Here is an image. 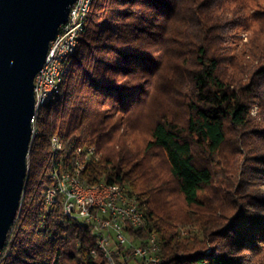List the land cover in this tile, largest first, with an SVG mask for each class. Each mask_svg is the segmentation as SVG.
Wrapping results in <instances>:
<instances>
[{
    "label": "trees",
    "instance_id": "obj_1",
    "mask_svg": "<svg viewBox=\"0 0 264 264\" xmlns=\"http://www.w3.org/2000/svg\"><path fill=\"white\" fill-rule=\"evenodd\" d=\"M211 3L93 0L76 51L64 64L61 93L36 117L38 133L28 150L19 211L0 250V264L107 263L97 249L95 233L81 220L64 216L61 204L46 210L43 198L54 183L51 172L72 171L81 160L77 150L88 146L101 156L85 164L82 180L87 185L104 181L125 186L136 195L145 227L134 234L141 238L156 234L169 264H264V219L238 210L225 214L230 203L238 207L235 200L223 204L232 185H214L211 163L230 129L238 134L246 129L248 107L244 89L231 87L221 70L216 45L220 38L213 39L219 26L207 16L198 17ZM180 22L191 29L185 30L187 35L180 33L179 43H190L194 54L187 75L189 91L183 97L186 118L179 123L159 117L146 143V152L159 150L167 163L166 179L157 169L144 168L141 151L124 140L125 115L149 93L161 68L159 55L167 41L179 35ZM171 43V49H178ZM53 135L60 139V149L52 147ZM169 183L192 209L189 221L198 226L199 235L184 237L185 241L177 228L185 219L157 199ZM218 208L222 210L214 215ZM118 252L111 253L115 264H131Z\"/></svg>",
    "mask_w": 264,
    "mask_h": 264
},
{
    "label": "rangeland",
    "instance_id": "obj_2",
    "mask_svg": "<svg viewBox=\"0 0 264 264\" xmlns=\"http://www.w3.org/2000/svg\"><path fill=\"white\" fill-rule=\"evenodd\" d=\"M205 9L203 15L200 12L198 17L207 16L211 23L219 26L213 39L215 41L220 38L216 45L221 51L218 54L222 61L221 70L231 87L244 89L242 91L248 107L246 129L241 130L240 134L230 129L225 143L211 163L215 172L214 185L222 187L228 182L232 185L230 198L223 204L227 205L230 200H235L238 207L235 208L230 203L225 214L238 210L240 214L264 219V0H212L211 5ZM189 29V26L179 23V35L171 40L178 49H171L173 44L170 40L167 41V49L159 55L161 68L153 78L149 93L125 115L128 130L124 140L131 143L130 147L134 151H141L140 158L144 160V168H155L166 179H169L167 163L159 150L146 152V143L153 123L159 117L167 116L179 123L185 121L183 97L189 91L187 75L193 68L194 54L190 43H179V36L183 32L187 35L185 30L190 32ZM252 82V89L247 90ZM96 151L99 159L101 151ZM172 186L173 183H169L168 189L160 192L157 199L175 215L185 219L177 225L180 240L185 241L184 237L189 239L199 232L198 226L187 218L192 209L185 206ZM220 210L222 209L218 208L214 215H218ZM208 214L209 212L204 215L209 216Z\"/></svg>",
    "mask_w": 264,
    "mask_h": 264
},
{
    "label": "water",
    "instance_id": "obj_3",
    "mask_svg": "<svg viewBox=\"0 0 264 264\" xmlns=\"http://www.w3.org/2000/svg\"><path fill=\"white\" fill-rule=\"evenodd\" d=\"M75 0H0V250L19 211L34 114L33 79Z\"/></svg>",
    "mask_w": 264,
    "mask_h": 264
},
{
    "label": "built area",
    "instance_id": "obj_4",
    "mask_svg": "<svg viewBox=\"0 0 264 264\" xmlns=\"http://www.w3.org/2000/svg\"><path fill=\"white\" fill-rule=\"evenodd\" d=\"M82 0H75L70 6L68 19L59 26L55 37L49 42L45 61L37 72L35 79V99L43 94L55 77V63L59 61V51L67 50L73 25L79 16ZM61 148V147H60ZM81 156L76 164H86L92 160V146L79 148ZM51 177L54 183L49 187V197L45 204L46 210L61 204L64 216L75 218L85 223L90 233H97L107 248L106 264H115L111 258L113 250H119L122 258H129L131 264H168L162 251L152 244L149 237L136 236L139 230L130 208L128 195L120 191L107 194L104 187L99 192L79 188L76 166L75 176H66L63 170H53Z\"/></svg>",
    "mask_w": 264,
    "mask_h": 264
},
{
    "label": "bare ground",
    "instance_id": "obj_5",
    "mask_svg": "<svg viewBox=\"0 0 264 264\" xmlns=\"http://www.w3.org/2000/svg\"><path fill=\"white\" fill-rule=\"evenodd\" d=\"M93 0H82V6L79 13V16L76 20L75 25H73L72 34H70V41L67 47V50L59 51V61L55 63V77L48 86V89L41 95L37 96V100L35 99V92L34 94V114L30 120L32 125V138L38 133V130L35 128V121L36 117L39 113V110L47 103L54 102L58 96L61 93V84L64 81L65 75H66V69L64 67V64L68 62L73 54L76 51V48L79 44L81 33L83 31V28L85 26L86 22V16L91 8ZM69 15V14H68ZM35 79H37V73L34 76L33 79V87H35ZM51 144L52 147L55 149H60L62 143L58 136L53 135L51 137ZM94 152H92V160H98L97 151L94 147H92ZM85 164H76V175H77V181L79 183V188L85 189V190H92V192H99V190H102L104 187L106 188L107 194H117L118 191H120V185H114V184H108L104 181H98L97 183L93 185H87L80 176V171L84 168ZM65 172L66 176H75V167L72 171H63ZM123 188V192L128 195V200L130 201V208L132 212L134 213V220L136 221V225L139 227V230L143 229L145 227V218L143 215V212L141 211L139 205H138V199L137 196L130 193L125 186H121ZM49 187L44 190L43 198L45 203H47V199L49 197ZM96 240H97V249L104 254V256L108 257V250L107 248H103V241L100 237H98V234L95 233ZM150 241L152 244H156L157 249L161 250L160 242L158 241V238L156 234L150 233L148 235ZM169 264V263H168Z\"/></svg>",
    "mask_w": 264,
    "mask_h": 264
}]
</instances>
